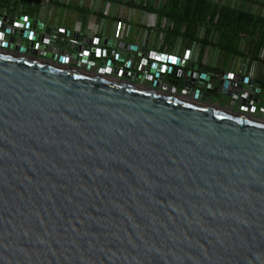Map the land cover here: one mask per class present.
<instances>
[{"label": "water", "instance_id": "water-1", "mask_svg": "<svg viewBox=\"0 0 264 264\" xmlns=\"http://www.w3.org/2000/svg\"><path fill=\"white\" fill-rule=\"evenodd\" d=\"M21 17L0 44V264H264L259 80L217 81L248 93L247 112L201 100L193 80L170 93L84 71L48 52L68 28ZM162 57L186 78L199 66L189 50Z\"/></svg>", "mask_w": 264, "mask_h": 264}, {"label": "built area", "instance_id": "built-area-1", "mask_svg": "<svg viewBox=\"0 0 264 264\" xmlns=\"http://www.w3.org/2000/svg\"><path fill=\"white\" fill-rule=\"evenodd\" d=\"M69 2L70 0H8L7 4L4 5L5 7L0 5V44L1 42L12 44V42H8L4 36L8 35L12 28H14L15 22L21 21L17 19V14H21L22 17L20 19L24 17L23 20L29 22L32 27H19L24 31L37 30L40 34L44 32L43 27H38V24L33 22L34 20H38L44 25L47 24L58 28H64L57 24L48 23L45 18L49 15L47 9L54 8L53 4L68 5L70 4ZM78 6H85L88 9L87 13L108 18L110 21L112 20L113 27L111 35H101L98 32L99 24L97 23L93 24L90 29L85 30L68 28L71 33L62 34L60 37L61 40H64V45H49L50 43L47 39L42 41L43 43L41 41H36L34 45L30 46V49L35 51V56H40V50L37 48V44H46L49 45L48 52L70 58V63L72 65H80L84 71L106 74L107 76L112 75L116 76V78H123L130 81L127 76L123 77L118 74L119 71L127 72V74H133V76L139 79L137 85L156 86L170 93L185 92V81L193 80L191 91L197 89L201 90V100H208L209 97L216 96L214 90L215 88L220 89L217 85V81L222 77V73L219 71L208 72L205 68L200 66L195 57H191L192 47H196L198 52L200 51V42L193 41L191 47H187L186 49L189 50L190 61L199 65L197 69L188 75V78L185 77V73L188 72V69H186V72L183 74L184 68L177 65L176 60L171 62L168 61L166 57H162L163 54L167 56L172 55L176 59L180 56L169 52L172 47H169L164 41V31L162 28L166 26L165 19L158 22L155 13L140 8L130 7L124 3V0H122V3L88 0L86 5L84 0H80ZM10 15L12 16L10 17ZM135 20L141 29H139L138 33L134 34V39L129 41L126 38L130 37L129 35L132 34V32L130 33V24H133ZM1 26H4V29H2ZM185 30L186 25L182 24L180 26V33H184ZM202 35L203 30H201L199 38H201ZM105 38L110 40L108 42L114 41L113 46H109L105 42ZM94 39L95 41H93ZM72 42L75 44L76 48L68 55L67 52L62 54L61 52L66 50L67 45ZM121 42H126L129 44V47L121 45ZM144 44L147 45V51L143 50ZM20 45L21 44H18V46ZM132 46H134L135 49H133ZM8 49L12 50V48ZM54 49H57V51ZM259 58L260 60H264V46L259 54ZM243 59L242 67L246 68L248 63L251 62V57L246 56ZM142 60L155 63L154 72H148L146 63L142 62ZM164 64L166 65V69L164 72H161V67ZM106 69H109V71L106 72ZM240 74L246 75L245 73ZM168 79H170V81ZM152 82H158V85L152 84ZM237 83V81H234L231 89L236 87ZM209 92L211 93L210 96ZM225 96L229 98L232 105L237 103L238 100H241L244 110L247 112L250 110L251 99L248 98V93L245 92L244 97L234 92H231L229 96ZM261 100L262 99L259 97L256 102L259 103ZM257 112L256 114L264 113V102L259 106Z\"/></svg>", "mask_w": 264, "mask_h": 264}, {"label": "trees", "instance_id": "trees-1", "mask_svg": "<svg viewBox=\"0 0 264 264\" xmlns=\"http://www.w3.org/2000/svg\"><path fill=\"white\" fill-rule=\"evenodd\" d=\"M7 1L0 0V5L5 7ZM102 1L122 3V0ZM124 3L155 13L158 22L165 19L166 26L162 29L164 41L169 47H173L178 39H182L186 46L198 41L202 50L208 46L216 48L224 64L229 57L250 56L251 63L264 66V60L259 58L264 46L262 15L214 0H164L159 6L153 0H124ZM67 7L82 13L88 12L85 6L68 4ZM182 24L186 25L184 33H180ZM201 30L203 35L199 38Z\"/></svg>", "mask_w": 264, "mask_h": 264}, {"label": "crops", "instance_id": "crops-1", "mask_svg": "<svg viewBox=\"0 0 264 264\" xmlns=\"http://www.w3.org/2000/svg\"><path fill=\"white\" fill-rule=\"evenodd\" d=\"M79 1L80 0H70L69 5L78 6ZM214 1H218L222 4L230 5L235 8L248 10V11H251L252 13H256V14L264 16V0H214ZM87 2L88 0H84L85 5L87 4ZM237 5L240 7H236ZM53 6H54L53 9H47V13L49 15L48 17L45 18V20H47L48 23L57 24L64 28H71V29H76V30L90 29L93 26V24L97 23L99 24L98 32L101 35H107V36L111 35V30L113 27L112 20L110 21V19L108 18L99 17L97 15L90 14V13L79 12L77 10L67 7V5L65 4L64 6L60 4H55V5L53 4ZM130 26H131L130 33L132 32V34L129 35L130 37H127L126 39L129 41H132L134 39V34L138 33L139 29L141 28L136 23V20L133 24H130ZM186 49L187 47H185L184 41L182 39H179L176 41L172 49L169 50V52L183 56ZM211 50H215L216 57L218 54L217 62L220 63L219 68L210 67L208 65V62L210 61L205 56H207L206 53L211 52ZM216 50H217L216 48H213L211 46H208L203 49V52L205 53V56L203 57L205 58L202 57L203 60L199 62L202 68H205L208 72L210 71L211 72L213 71L221 72V71L226 70V71L234 72L235 74L245 73L246 75L251 76L256 80H259V85H261L264 89V66L258 63L250 62L248 63V66L246 68H243L242 63L244 59L242 57H229L227 59V62L224 64L223 59L219 60V53H218V50L217 51ZM168 80L170 81V79ZM216 90L220 91V89L215 88L214 90L215 95L218 97V99L216 100L217 102L223 105L226 104V105L234 107V105H232L228 97L226 96L220 97V92L216 93L215 92ZM262 97L264 98L263 92H262Z\"/></svg>", "mask_w": 264, "mask_h": 264}, {"label": "rangeland", "instance_id": "rangeland-1", "mask_svg": "<svg viewBox=\"0 0 264 264\" xmlns=\"http://www.w3.org/2000/svg\"><path fill=\"white\" fill-rule=\"evenodd\" d=\"M154 1V3H155V5H157V6H159V5H161L163 2H164V0H153ZM236 7H240V6H236ZM61 13V12H60ZM179 40V39H178ZM192 44V43H191ZM191 44H190V46L189 45H185V47H191ZM217 51V50H216ZM218 53H219V60L220 59H222V56H221V54H220V52L218 51ZM207 54V56H205V53L203 52V50L201 49L200 50V52H198V49L196 48V47H192V50H191V57L193 58V57H195L196 58V60H197V62H201L202 60H203V58H207L210 62H208V65L210 66V67H217V68H219L220 67V63L219 62H217L218 61V54H217V57L215 56V50H211V52H209V53H206ZM203 56H205V57H203ZM203 57V58H202ZM211 60H212V62H211ZM214 61V62H213ZM222 67V66H221ZM216 93H219L220 91H218V90H216L215 91ZM222 96H224L225 97V95H223V94H221L220 93V97H222Z\"/></svg>", "mask_w": 264, "mask_h": 264}]
</instances>
